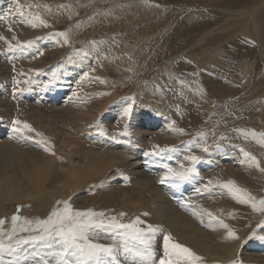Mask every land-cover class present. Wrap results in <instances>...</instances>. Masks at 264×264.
Here are the masks:
<instances>
[{"label": "rangeland", "instance_id": "obj_1", "mask_svg": "<svg viewBox=\"0 0 264 264\" xmlns=\"http://www.w3.org/2000/svg\"><path fill=\"white\" fill-rule=\"evenodd\" d=\"M231 1L19 0L24 19L17 15L18 19L14 20V13L19 14L16 0H0V4L4 5L0 15L3 19L0 22V37H3L0 39V127L8 125L9 128H5L7 131L0 136V179L11 178L18 171L20 160L28 159V166L19 171L20 176L29 182L25 175H30L34 165L35 172L40 176L47 175L45 184L40 188L55 192L52 198L31 196L35 201L33 205L25 200L17 204H0L5 208L2 212H9L0 214V219L5 221L2 226L5 232L11 231L8 225L14 215L21 217L13 242L18 238L38 235L31 230L20 231L25 226V220L33 222L28 226L31 229L36 220H45L53 209L63 207L58 201L67 200L75 210L91 209L105 213V221L116 217L122 223H129L139 217L144 222L140 227L159 225L162 231L153 242L156 253L154 264H159L163 256L164 234H170L174 242L202 257L203 264L264 262V212L251 211L245 204L232 202L227 197L226 188L221 187V179L233 181L257 200L264 199V145L258 142V137L245 134L253 130L264 132V95L249 93L258 77L264 84V60L256 61L262 55L258 51L259 44L253 29L252 34L242 32L240 26L225 30L234 25V14L225 11L238 6ZM253 1L245 0L249 5ZM37 14L47 21L48 27H33L26 22ZM220 23L228 27L220 29ZM4 24H7L6 30ZM211 28H218L223 33L217 30L212 34L217 37L213 40L215 44L206 46L207 50L196 51L200 37ZM191 29H195L196 34ZM59 33H67V44ZM189 33H193L192 36ZM11 34H14L12 38ZM29 41H33L31 46ZM9 45L13 50H9ZM84 51L88 52L87 56L83 55ZM198 62H202L207 69L198 68ZM85 73H88L87 77ZM227 78L232 81L226 83ZM222 80L226 87L220 85ZM211 87L217 90L212 92ZM112 96H117L119 100L114 101ZM129 104L132 105V112L125 117L123 111ZM118 108H121V114L113 118L112 112ZM149 110L154 111V116L147 113ZM134 111L143 118L145 115L153 118L162 116L161 119L169 120L164 125L175 121L169 138L163 134L168 141L154 140L161 131L153 129L152 138L148 135L151 133L145 122L139 121L134 127L131 123ZM181 114H184L183 119H180ZM17 120L21 124L16 127H22L26 122L34 131L25 130L23 134L14 131L13 122ZM126 128L127 135H122ZM137 130L142 132L143 139ZM199 133L205 136L201 138ZM215 137L220 141L213 142ZM131 138H136L141 151L147 153L156 151L154 146L174 149L160 156L155 155L165 160L158 169L150 166L141 169L149 171V175L156 180L155 187L173 203L166 205L175 211V215L167 214L169 209L166 207L160 210L151 191L135 183L125 166L118 164L105 168L99 160L101 158L94 154L97 151L113 153L119 148L128 151V147L122 148V143L129 142ZM207 141L212 143L208 146ZM112 142L119 144L113 148ZM206 145L207 152L203 150ZM241 149L255 156L259 167L249 163L253 169H246L245 166L249 165L241 163ZM221 150H228L233 156L229 154L225 157ZM188 155L200 158L194 165L196 172L191 179L179 186L167 182L162 184L161 177L167 171L164 165L177 170L181 164L192 167L191 162L184 159ZM69 159L76 165L77 171L66 168ZM229 166L237 176L229 172ZM63 171L70 175L68 179ZM217 175L221 178L218 179ZM78 178L84 181L79 188H75ZM196 178L201 180L196 183ZM7 185L8 181L2 191L6 192ZM250 186L253 190L248 189ZM206 187L208 190H205ZM56 189H61L64 196L57 197L59 193ZM197 189L200 191L197 192ZM226 202H231L232 217L228 215ZM221 204H224L223 208H220ZM191 207L219 214L217 223L223 221L228 225L227 229L235 232V238L216 225L204 223L196 213L191 214L188 211ZM121 213L124 215L121 216ZM248 213L251 214L247 219ZM172 216L185 219L190 225L182 224L185 231L197 235L216 255L204 256L190 247L186 240L169 228ZM239 237L243 238V242H237ZM96 240L112 243L111 236L104 233ZM23 248L21 256L26 259L22 258L20 264H56V257L48 249H33L30 245ZM231 249H235L232 258L221 257H226ZM33 251L39 252V255H32ZM15 259L6 254L0 264H12ZM118 259L120 264H132L130 257L121 255Z\"/></svg>", "mask_w": 264, "mask_h": 264}, {"label": "snow or ice", "instance_id": "obj_2", "mask_svg": "<svg viewBox=\"0 0 264 264\" xmlns=\"http://www.w3.org/2000/svg\"><path fill=\"white\" fill-rule=\"evenodd\" d=\"M22 5L19 0H16V11L20 17L24 19V12L22 11ZM32 6H29L31 8ZM38 7V5H37ZM47 7V6H45ZM63 7V5H61ZM50 10V9H49ZM27 23L33 27L45 26L48 27L47 21L42 19L39 14L32 16L31 19L26 20ZM63 37V42L68 43L67 33H59ZM3 39V37H0ZM33 41H29L28 45L31 46ZM9 50H13L12 46L9 45ZM42 54V53H41ZM77 54H80L77 52ZM84 56L88 55L87 51L83 52ZM55 75V74H53ZM88 73L84 76L87 77ZM83 79V77H82ZM17 83H19L17 81ZM132 105L129 104L123 111V116L128 117L131 115ZM172 124L169 128H172ZM20 121L13 122L14 131L23 134L25 130L31 132L34 129L31 125L26 122L23 123L22 127H16L20 125ZM177 130V129H173ZM179 131H183L179 129ZM242 131V130H241ZM246 135H251L254 138H259L258 142L264 145V132L256 133L254 130ZM37 135H40L37 133ZM122 135H127V128ZM199 136L203 138L204 133H199ZM115 139V137H113ZM43 141H41L42 143ZM194 143V142H193ZM151 153V155L160 156L164 152H171L174 149L158 148ZM49 150V149H45ZM205 152L208 148L203 147ZM243 156L247 158L250 164H254L259 167V162L255 156L245 152L243 149L240 150ZM170 158V157H169ZM186 161L191 162L192 167H184L180 165L179 170L172 168L169 165H164L167 169L165 175L161 177L160 182L169 183L174 186H179L181 183L191 179L192 174L196 172L194 165L199 162V157L195 155L185 156ZM245 161H241L244 163ZM211 183V181H209ZM223 188H227L229 193L239 203L250 204L252 209L257 212H264V199L257 200L251 195L246 189L239 188L233 181H229L226 184L221 185ZM205 190H208L207 187ZM200 189H197L199 192ZM62 203V208H55L45 220H36L35 226L31 229L28 227L33 222L25 220L24 227L20 228V231L37 232L38 235L29 236L26 238H18L13 242V238L17 235V225L21 220V217L14 215L12 217V228L10 232L3 230L4 220L0 219V261H2L4 255L14 256L16 259L12 264H20L22 258L21 253L24 251V245H30L33 249L43 248L50 250V253L56 257V264H120L119 256L130 257L132 264H154L156 253L153 248V242L156 239L158 233L162 231L159 225H147L140 227L144 222L139 217L135 218L129 223H122L111 217L105 221V213L96 212L91 209L86 211H80L73 209L69 201L59 202ZM195 214V212H194ZM124 213H121L123 216ZM147 215V213H145ZM211 219V213H208ZM220 224L224 228H228V225L220 221ZM101 233L109 234L112 239V243H100L97 242L96 238ZM228 235L235 238V232L231 229L228 230ZM164 252L163 256L159 260V264H203V258L194 253L191 249L174 242L170 234H164ZM32 255H39V252L33 251ZM237 264V262H232Z\"/></svg>", "mask_w": 264, "mask_h": 264}, {"label": "bare ground", "instance_id": "obj_3", "mask_svg": "<svg viewBox=\"0 0 264 264\" xmlns=\"http://www.w3.org/2000/svg\"><path fill=\"white\" fill-rule=\"evenodd\" d=\"M185 1V0H184ZM193 1V0H192ZM235 2V5H238L236 8H233L234 10H229L227 9V13H233L234 14V19H233V23L234 25H232L231 27L225 29V30H228V29H233L232 27L233 26H240V29L242 32H245V33H251L252 34V29H253V35L254 37L257 39L258 41V44H259V47H258V51L260 52V54L262 55V58H259L257 59L256 61L259 62L260 59H263L264 60V11L263 12H260L262 11L263 9H261L263 6H264V0H255L253 1L250 5L248 3L245 2V0H232L231 3H234ZM109 3V2H108ZM2 4H0V15L1 13L3 12L2 10ZM232 6V5H231ZM234 6V5H233ZM210 8V7H209ZM226 9V8H225ZM222 10V9H221ZM212 11V10H211ZM214 11V10H213ZM14 12V11H13ZM12 12V13H13ZM223 12V11H222ZM14 20H17L18 19V16L19 14L17 13H14ZM228 15V14H227ZM226 15V16H227ZM231 15V14H229ZM203 17V16H202ZM8 19V18H7ZM203 19V18H202ZM227 20V19H226ZM232 20V18H231ZM230 20V21H231ZM204 21V19L202 20ZM200 21V22H202ZM206 21V20H205ZM210 21V20H209ZM208 21V22H209ZM0 22H3V19L0 18ZM6 22V21H4ZM212 22V21H211ZM228 22V21H227ZM227 22H225L227 24ZM8 23V22H7ZM197 23V22H196ZM215 24V23H214ZM223 24V23H222ZM5 25V28L4 30H6V25L7 24H4ZM201 25V24H200ZM199 25V26H200ZM213 25V24H212ZM224 25V24H223ZM3 26V25H2ZM196 26V25H195ZM198 26V25H197ZM203 26V25H202ZM209 26V25H208ZM217 26V25H216ZM220 26H221V23H220ZM207 27V26H206ZM222 27H225V26H221L220 29ZM226 27H228L226 25ZM225 27V28H226ZM195 28V27H194ZM199 28H203V27H199ZM218 28H215V29H212L211 30H207V32L202 35L200 37V42L199 44L197 45L196 47V51L198 50H207L206 46L208 45H213L215 44L213 42V40L217 37H214L212 36V34L214 32H216L217 30H220ZM187 30V29H186ZM185 30V31H186ZM190 30V29H189ZM192 30V29H191ZM195 30V29H194ZM193 31V33H195ZM201 30V29H200ZM224 30V29H223ZM224 30V31H225ZM222 30L218 31L221 32ZM1 33V32H0ZM9 33V32H7ZM192 33V34H193ZM223 33V31L221 32ZM241 33V32H240ZM191 34V33H189ZM191 34V36H192ZM196 34V33H195ZM215 34V33H214ZM213 34V35H214ZM14 34H11L10 35V38H12ZM177 35V34H176ZM182 35V34H181ZM186 35H188V33L186 32ZM185 35V36H186ZM249 35V34H248ZM173 36V35H172ZM195 36V35H194ZM236 36V35H235ZM250 36V35H249ZM174 37V36H173ZM187 37V36H186ZM185 38V37H184ZM192 38V37H191ZM243 38V37H242ZM245 38V37H244ZM252 38V37H251ZM183 39V38H181ZM187 39V38H186ZM240 39V38H239ZM238 40V39H236ZM241 41H243L242 39H240ZM246 40V39H245ZM188 41V40H187ZM240 41V42H241ZM249 41V40H247ZM191 42V41H189ZM188 42V43H189ZM232 42V41H231ZM252 42V41H251ZM249 43V42H248ZM254 43V42H253ZM252 43V44H253ZM2 44V43H1ZM236 44V43H235ZM256 44V43H254ZM240 45V44H239ZM249 45V44H247ZM223 45L221 44V47ZM251 46V45H249ZM253 46V45H252ZM227 47V46H226ZM230 47V46H229ZM256 49V48H254ZM250 50V49H249ZM248 50V51H249ZM222 51V49H221ZM225 51V50H223ZM243 51V50H242ZM251 51H254L252 50L251 48ZM204 52V51H203ZM244 53V52H243ZM250 53V52H248ZM251 54V53H250ZM248 54V55H250ZM259 54V55H260ZM258 55V56H259ZM197 57H199V55L197 54L196 55ZM236 56V55H235ZM257 56V55H256ZM247 57V56H246ZM249 57V56H248ZM218 60V59H217ZM251 61V60H250ZM248 62V61H247ZM243 65V63H242ZM248 65V63H247ZM258 64H256L257 66ZM182 66V65H181ZM180 66V67H181ZM184 67V66H183ZM197 67L198 68H201L203 67V71L204 69H207V67L205 68V65L202 63V62H198L197 63ZM251 67V66H250ZM248 69V68H247ZM209 71V70H208ZM249 71V70H248ZM248 73V72H247ZM239 74V73H238ZM167 75V74H166ZM229 76V75H228ZM171 77V76H170ZM234 78V77H233ZM226 83L227 82H231V78H227L225 79ZM199 81V80H198ZM254 81V80H253ZM253 81L251 82V84L253 83ZM240 82V81H239ZM226 83L219 82L220 85H222V87H226ZM233 83V82H232ZM250 84V85H251ZM253 87L252 89L250 90V95H257V94H262L264 95V84H261V77H258V81L253 83ZM211 84H209L210 86ZM239 85V84H238ZM249 85V86H250ZM214 86V85H213ZM232 86V85H230ZM235 86L236 85V82H235ZM215 88L219 89L218 87L214 86ZM212 88V87H211ZM208 89V88H207ZM217 89H213L212 88V92H215ZM220 90H223V89H220ZM220 93H223L222 91H219ZM224 94V93H223ZM230 97V95H229ZM233 97V96H231ZM235 98V97H234ZM112 99L114 101H118L119 98L117 96H112ZM262 100H263V113H264V96L262 97ZM209 104V103H208ZM237 104V103H236ZM70 107V105H69ZM206 107V105H205ZM209 107V106H208ZM211 107V106H210ZM159 109V108H158ZM256 111V110H255ZM150 112V116H154V111L153 110H149L147 113ZM153 112V113H152ZM146 113V114H147ZM251 113V112H250ZM119 114H121V108H118V109H115L113 110L112 112V115H113V118H116L119 116ZM182 115L184 116V114H181L180 116V119H183ZM159 118H153V117H149L147 115L144 116H141V114L139 113H136L135 111L133 112L132 116H131V123L132 125L135 127L139 121H142V122H145L147 124V126L149 127V131L151 134H148V135H152V131L153 129H159L161 131V133L158 132L157 134V139L155 138L154 140H158V141H161L162 143H166V141H168L167 138H164L163 134L168 137L170 136V128H169V125L170 123L168 124H165L164 125V122H169L168 119H161L162 116H159L157 115ZM186 118V117H185ZM184 118V119H185ZM189 118V117H188ZM187 119V118H186ZM189 120V119H188ZM185 121V120H184ZM182 122V121H181ZM180 122V123H181ZM185 123V122H184ZM187 125V123H185ZM191 124V123H190ZM190 124H189V127H190ZM182 125V124H180ZM8 125H1L0 127V136H2L7 130L5 128H8L7 127ZM144 126V125H143ZM192 126V125H191ZM181 128V127H180ZM9 129V128H8ZM148 129V128H147ZM169 130V131H168ZM142 131V130H141ZM188 131V130H187ZM264 131V130H263ZM138 133H140L138 130H137ZM144 132V131H143ZM146 132V131H145ZM184 132V131H182ZM181 132V133H182ZM155 133V132H154ZM212 133V132H211ZM142 132L139 134V137H141V139H143V135H141ZM144 134V133H143ZM156 135V134H155ZM184 135V133H183ZM213 135V134H211ZM5 136V135H4ZM220 136V134H219ZM152 137V136H151ZM153 138V137H152ZM169 138V137H168ZM211 138V137H210ZM153 140V141H154ZM220 141V139L218 137H215L212 139V141ZM136 141L137 139L136 138H131V140L129 142H123L122 143V148H126L128 147V151H123V150H116L115 152L113 153H106L104 154V152H99L97 151V153H94L95 155L99 156L101 159H99L104 165H105V168L109 167V166H115V165H118V164H122L123 166H125V169L126 170H129V172L132 174L133 178H134V182L137 183L139 186H144V187H147L152 195L154 196V198L156 199V201L158 202V206L160 207V210H161V207H166L168 208L169 210H167V214L170 213V215L173 213V215H175V211H172L166 204H169V205H173V203L171 204V202H169L166 198V196H164V194H161L159 189L157 187H155L156 185V180L151 177L149 175V171H143L141 168L143 169H146L145 167L146 166H150L152 168H155V169H158L159 167V164L161 163H164L165 160L163 159H159L157 157H155V155H151V153H147V152H144V151H141V148H139L140 146L138 144H136ZM211 141V139H210ZM209 142V141H207ZM212 143V142H211ZM210 142L207 143V145L209 146V144H211ZM119 143H115L114 145V142H112V145H113V148L116 147V145H118ZM129 144V145H128ZM206 144V143H205ZM121 145V144H120ZM127 145V146H126ZM184 145V144H183ZM206 145V147H208ZM4 147H8V145H5ZM119 147V146H118ZM121 147V146H120ZM118 149V148H117ZM106 152V151H105ZM221 153H223L225 155V157H227L229 154L231 156H233L232 153H229L228 150H221ZM61 154H64L63 151H61ZM239 155L241 156V159L243 161H245L244 163L246 165H249V162L246 161L247 159L243 156V153L241 151H239ZM135 156L136 158L135 159H132V157ZM141 160H143L144 162L143 165H141ZM239 160V158L237 159ZM171 161V160H170ZM240 161V160H239ZM166 164V163H165ZM28 166V159H23L20 160L19 162V168H18V171L14 172L13 175L11 176V178H4V179H0V204L1 203H9V202H15V204L17 203H21V202H18V201H21V200H25L27 202H29L30 204H34V199L32 198L34 195H37L39 198H52V196H55V192L52 190L51 192L50 191H45V190H42L40 187L43 186L45 184V180H46V177L47 175L46 174H43V175H39L37 172H35V169H36V166L32 165L31 166V173L30 175H25V178L28 179L29 182H26L21 176H20V173L19 171L21 169H24ZM163 166V165H162ZM161 167V166H160ZM66 168L67 169H70V168H73L74 171H77L78 168H76V165L73 163V161L71 159H69V162L68 164L66 165ZM246 169H253V165H249V166H245ZM150 169V168H149ZM147 169V170H149ZM151 170V169H150ZM153 170V169H152ZM229 172L234 175V176H237L234 172V169L232 168V166H229L228 168ZM162 171V170H161ZM160 171V172H161ZM158 172V171H157ZM155 172V173H157ZM163 174V173H162ZM63 175L65 176V178H69L70 175L68 174V172H65L63 171ZM159 175H161V173H159ZM165 175V174H164ZM155 177V176H154ZM218 179H220L221 177L218 176ZM157 178V177H156ZM264 179V178H263ZM195 180V179H193ZM201 179H197L196 178V183L197 181H200ZM8 181V185L6 187V192L2 191L5 187V184L6 182ZM84 179L83 178H78L77 181H76V186L75 188H79L80 185L83 183ZM189 183V182H188ZM227 182L224 180V179H221V184H226ZM190 184V183H189ZM192 184V183H191ZM190 184V185H191ZM193 185V184H192ZM191 185V186H192ZM49 187V186H47ZM183 189V187H181ZM180 188V190H181ZM185 189V188H184ZM189 189V188H188ZM248 189L250 190H253V188L250 186L248 187ZM228 194H227V197H230L232 200V202L234 201H237L236 199L233 198V196L229 193L228 189L226 188ZM183 191V190H182ZM191 191V190H190ZM56 192L59 193L57 194L56 196L57 197H61L64 196V192L61 190V189H56ZM183 193V192H182ZM189 193V192H188ZM177 194V193H176ZM180 194V193H179ZM175 195V194H174ZM178 195V194H177ZM32 196V197H31ZM179 196V195H178ZM181 196V194H180ZM191 196V195H190ZM183 197V196H181ZM180 197V198H181ZM178 198V197H177ZM179 199V198H178ZM192 200V199H191ZM182 201V200H181ZM180 201V202H181ZM185 201V200H184ZM187 201V199H186ZM183 202V201H182ZM189 202V201H188ZM238 202V201H237ZM184 204V203H183ZM190 204V203H189ZM243 204V203H242ZM186 205V204H185ZM225 205H228V208H229V212H228V215L230 217H232V214H233V209H232V205H231V202H226ZM247 205L248 208L251 209V211H253L252 207L250 204H245ZM244 206V205H243ZM224 207V204H221L220 205V208H223ZM5 208L3 207V205H0V214H4V213H9V212H2V210H4ZM191 214H194V212L196 213V215L199 217V219H201L204 223H207V224H210V225H216L217 227H219V229H222V230H225L228 232V229L227 228H224L220 223H217L218 221V218H219V214H212V217H215V219H211L208 215L209 212L205 211V210H196V209H193L192 207L188 210ZM254 213V212H253ZM251 213H248L247 214V219L249 217ZM6 215V214H5ZM221 215V214H220ZM228 218V217H226ZM10 219V218H9ZM245 219V218H244ZM246 221V219H245ZM183 223H186L188 224V222L185 221V219H179L178 217L176 216H172L171 217V224H169V228L176 232L178 234L179 237H181L183 240H186L188 242V244L190 245V247H193L197 252L199 253H203L204 256H215L216 254L213 252L214 250H211L209 245L206 244L202 239H200L199 237H197V235H191L190 233L186 232L185 231V228L183 227ZM221 225V226H220ZM10 227V229L12 228V223H10L8 225ZM185 226H190L189 224L188 225H185ZM227 232L225 233V235L227 234ZM105 240H109L107 238H105ZM238 243H241L243 242V238L239 237L238 238ZM234 253H235V249H231V252L227 254V256H221L222 258L224 259H230L234 256ZM260 264H264V262H261Z\"/></svg>", "mask_w": 264, "mask_h": 264}]
</instances>
